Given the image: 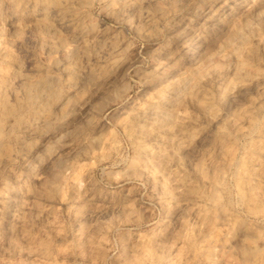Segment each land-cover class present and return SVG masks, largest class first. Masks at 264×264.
Returning a JSON list of instances; mask_svg holds the SVG:
<instances>
[{
	"label": "rangeland",
	"instance_id": "rangeland-1",
	"mask_svg": "<svg viewBox=\"0 0 264 264\" xmlns=\"http://www.w3.org/2000/svg\"><path fill=\"white\" fill-rule=\"evenodd\" d=\"M61 4L0 0V264H264V0Z\"/></svg>",
	"mask_w": 264,
	"mask_h": 264
},
{
	"label": "bare ground",
	"instance_id": "bare-ground-1",
	"mask_svg": "<svg viewBox=\"0 0 264 264\" xmlns=\"http://www.w3.org/2000/svg\"><path fill=\"white\" fill-rule=\"evenodd\" d=\"M45 1V0H44ZM84 1V0H83ZM46 3V2H45ZM47 4L50 6V9L51 8H58V7H60V4H61V0H47ZM62 5V4H61ZM48 6V7H49ZM47 8V7H46ZM262 11V10H261ZM49 13V12H48ZM257 15V14H256ZM48 16V15H47ZM258 16V15H257ZM256 17V16H255ZM252 19V18H251ZM51 20V19H50ZM38 23V26H39V22H37ZM42 25V24H41ZM40 25V29L41 30H44V32L45 31H51V29H53L52 27V24L51 23H44L42 26ZM264 25V24H263ZM39 28H37V29H39ZM244 28H246L245 30H247V29H250L251 27L249 26V23H246L245 25H244ZM242 31V29H240V30H238L237 31V33H236V35H235V37L236 38H238V39H240V41L239 42H241V41H243V44L245 45V44H247V40H248V36L247 35H245L243 32H241ZM248 31V30H247ZM52 32V31H51ZM115 38V37H114ZM233 38V37H232ZM233 40H234V38H233ZM111 41V40H110ZM113 41V40H112ZM115 42V41H114ZM255 42H257V41H255ZM98 43V42H97ZM113 43V42H112ZM116 43V42H115ZM242 43V42H241ZM240 43V44H241ZM110 44V43H109ZM243 44H242V46H243ZM251 44V43H250ZM249 44V45H250ZM263 44V43H262ZM107 45V44H106ZM117 45V44H116ZM260 45V44H259ZM101 46V45H100ZM251 46V45H250ZM253 46V45H252ZM89 47H93V46H88L87 44H83L82 46H80V48H78L77 47V50L74 52L75 54H78L80 51L82 52L83 51V53L86 55V53L89 51L90 52V48ZM111 47V46H110ZM254 47V46H253ZM76 48V47H75ZM74 48V49H75ZM105 48V47H104ZM261 48V47H260ZM93 49V48H92ZM101 49V48H100ZM242 49L243 50H245L244 49V47H242ZM253 48H247L244 52H240L239 53V57H243V58H253V56H254V54H255V52H254V50H255V47H254V50L253 51H251ZM79 50V52L78 53H76L77 51ZM97 50V49H96ZM263 53V52H262ZM69 54H70V52H69ZM68 54V55H69ZM96 55V54H95ZM94 55V56H95ZM71 56H72V54H71ZM258 56V55H257ZM255 57H256V55H255ZM79 59V58H78ZM208 59V58H207ZM76 61V60H75ZM243 61V60H242ZM82 62V61H81ZM241 63V62H240ZM236 65V64H235ZM234 65V66H235ZM238 65V64H237ZM237 67V66H236ZM104 68V67H103ZM234 70V69H233ZM97 71V70H96ZM247 70H245V67L243 66V64L241 65H239L236 69H235V71H234V74H235V76L238 78H242V77H244V75H245V72H246ZM103 72V71H102ZM94 73H96V72H94ZM195 73V72H194ZM198 73V72H197ZM232 73V72H231ZM248 73V72H247ZM186 74V73H185ZM184 74V75H185ZM192 74V73H191ZM196 74V73H195ZM89 75V74H88ZM250 75V74H249ZM248 77V76H247ZM91 78V77H90ZM180 78V77H179ZM193 79H194V75L192 74L191 76L190 75H186V76H182V78H180L179 79V82H178V84H177V86H175V96H174V100L173 101H171V103H170V107L168 108V110L166 111V110H164L163 111V115L162 116H165V118L163 119L164 121H162V123H160V122H158V120H155V119H152V124H150V125H152L151 126V128L150 129H148V128H144V127H140L139 129V131H142V133H144L145 134V136H147V137H149L150 135H152V132H154V130H155V128H161L162 126H164L165 124H168L169 122H170V120H171V117H172V110H171V108H172V106L174 107V105L178 102V100H179V98H180V96H182L184 93H187V91L189 90V88L191 87V85H192V81H193ZM48 80V79H47ZM45 81L44 83H42L41 84V88L42 89H44V90H46V89H48V90H50V91H52V89L53 90H55L54 88H53V86H51V83L49 84V82H50V80H49V82L48 81ZM174 84V83H173ZM37 86H38V84H37ZM195 86H197V85H195ZM199 86V85H198ZM198 86H197V88H198ZM172 87V86H171ZM172 88H174V87H172ZM200 88H201V86H200ZM38 89L39 88H35V89H33V87L31 86V88H30V90H29V93H28V96L29 97H32V96H34L35 97V92H37L38 91ZM199 89V88H198ZM196 91V90H195ZM189 94H190V92H189ZM192 94V93H191ZM192 97H194V99L196 100V102L195 103H199L200 104V107L201 108H204V109H206V110H209L208 108H205L206 106L203 104L206 100H205V95L204 94H201V92H193V95H192ZM163 100H165V99H163ZM208 100V99H207ZM208 102H210V101H208ZM198 105V104H197ZM40 106V105H39ZM38 107V106H37ZM36 107V108H37ZM159 109H163V108H161V106L160 105H158V104H152V105H150L148 108H146L144 111H142V112H139L136 116H135V118L133 119V121H134V124L135 123H137V124H139L140 122H142L143 120L145 121V117H147V114H148V112H150V111H156V110H159ZM203 109V110H204ZM202 110V111H203ZM162 111V110H161ZM161 111L159 110V112L158 113H161ZM48 112V111H47ZM138 112V111H137ZM154 112H152V113H154ZM206 112V111H205ZM204 112V113H205ZM215 112V111H214ZM50 113V112H49ZM203 113V112H202ZM208 113V112H207ZM206 113V114H207ZM46 114V113H45ZM49 115V114H48ZM211 115V114H210ZM41 116V115H40ZM132 116V115H131ZM149 116H150V114H149ZM158 116H160V115H158ZM158 116H156V117H158ZM42 118V122H43V124L44 123H46V120H47V116L45 115V117L42 115L41 116ZM44 117V118H43ZM132 118H133V116H132ZM153 118H154V116H153ZM159 118V117H158ZM160 118H162V117H160ZM149 122V121H148ZM128 123H130V122H128ZM150 123V122H149ZM171 124V123H170ZM129 125V124H128ZM131 126V125H130ZM141 126H143V123H142V125ZM167 127V126H166ZM178 127V126H177ZM131 128V127H130ZM135 128V127H134ZM169 130V129H168ZM147 131V132H146ZM175 131V130H174ZM187 131V130H186ZM169 132V131H168ZM171 132V131H170ZM176 134V133H175ZM139 135V134H138ZM137 135V136H138ZM143 135V134H142ZM144 136V139L145 138H147V137H145ZM160 137V136H159ZM169 137V136H168ZM137 138V137H136ZM155 138V137H154ZM99 140V139H98ZM141 140V139H140ZM154 140V139H153ZM166 140V139H165ZM173 140V139H172ZM152 141V140H151ZM169 141V140H168ZM175 141V140H174ZM149 142V141H148ZM150 143V142H149ZM98 144V143H97ZM160 145V144H159ZM142 147V146H141ZM145 149V148H144ZM147 149V148H146ZM166 149V148H165ZM156 150V149H155ZM161 150H163V149H161ZM160 150V151H161ZM147 151V150H146ZM167 151V150H166ZM157 152V151H156ZM148 153V152H147ZM160 153V152H159ZM159 153H158V156H162V155H159ZM148 156H149V154H147ZM155 155V154H154ZM153 156V155H152ZM152 156H150V157H152ZM156 157V156H155ZM144 159V158H143ZM163 159H166V158H163ZM162 159V160H163ZM145 160V159H144ZM160 160V159H159ZM167 160V159H166ZM156 161V160H155ZM158 162V161H157ZM157 164V163H156ZM61 168V167H60ZM93 187V186H92Z\"/></svg>",
	"mask_w": 264,
	"mask_h": 264
}]
</instances>
